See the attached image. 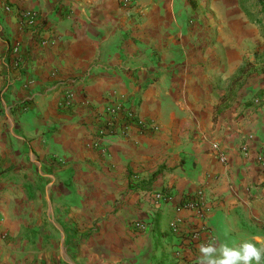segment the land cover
Returning <instances> with one entry per match:
<instances>
[{"label":"crops","instance_id":"crops-1","mask_svg":"<svg viewBox=\"0 0 264 264\" xmlns=\"http://www.w3.org/2000/svg\"><path fill=\"white\" fill-rule=\"evenodd\" d=\"M136 3L0 0V264H199L209 241L264 248V0ZM23 10L41 14L40 34ZM119 97L140 98L157 129L109 137L103 156L94 119ZM199 189L203 217L181 205ZM160 191L172 199L157 204Z\"/></svg>","mask_w":264,"mask_h":264},{"label":"built area","instance_id":"built-area-1","mask_svg":"<svg viewBox=\"0 0 264 264\" xmlns=\"http://www.w3.org/2000/svg\"><path fill=\"white\" fill-rule=\"evenodd\" d=\"M136 1L137 0H122V3L124 7L134 9L137 6ZM4 9L10 11L11 7L6 4ZM19 16L24 27L32 30V32L36 31L38 34L41 33L39 29L43 24L41 14L38 11L23 10L19 12ZM48 41L49 38L43 40L42 43ZM19 46L20 44H17L12 49V53L16 56L14 63L17 66L22 65L24 62L20 55ZM74 94L73 90H67L66 96L61 103L65 108H71L74 105ZM140 103L141 100L138 97L132 100L125 97H119L111 99L107 102L103 110L97 111L94 119L96 130L92 139L93 148L97 149L101 155L105 156L108 152L106 141L109 137H127L131 134L134 127L141 131L157 129V123H155V121L147 120L139 116L136 108ZM255 103H264V97L256 98ZM242 150L247 151L246 147H243ZM221 160L224 161L225 158L222 156ZM171 196V193L166 191L157 192L156 202L157 204L168 203L172 199ZM205 197V190L199 189L195 193L183 195L181 205L183 208L195 211L197 215L203 217L205 212ZM181 223L182 220L176 219L170 224V227L174 232H180ZM131 227L135 232H145L148 230L149 225L146 222L135 221L131 224ZM189 236L185 237V239L188 240ZM194 237L195 235H192L191 239H194Z\"/></svg>","mask_w":264,"mask_h":264},{"label":"clouds","instance_id":"clouds-1","mask_svg":"<svg viewBox=\"0 0 264 264\" xmlns=\"http://www.w3.org/2000/svg\"><path fill=\"white\" fill-rule=\"evenodd\" d=\"M259 242L260 236L253 238ZM199 264H261L264 261V248L256 243L244 241L238 247L221 244L219 248L212 241L201 243Z\"/></svg>","mask_w":264,"mask_h":264}]
</instances>
